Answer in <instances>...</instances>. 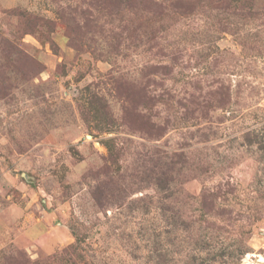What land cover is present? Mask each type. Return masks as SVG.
Instances as JSON below:
<instances>
[{"label": "rangeland", "instance_id": "374dc122", "mask_svg": "<svg viewBox=\"0 0 264 264\" xmlns=\"http://www.w3.org/2000/svg\"><path fill=\"white\" fill-rule=\"evenodd\" d=\"M0 264H264V0H0Z\"/></svg>", "mask_w": 264, "mask_h": 264}, {"label": "trees", "instance_id": "16d2710c", "mask_svg": "<svg viewBox=\"0 0 264 264\" xmlns=\"http://www.w3.org/2000/svg\"><path fill=\"white\" fill-rule=\"evenodd\" d=\"M145 10H149V7L146 6V7H145Z\"/></svg>", "mask_w": 264, "mask_h": 264}, {"label": "water", "instance_id": "95a60500", "mask_svg": "<svg viewBox=\"0 0 264 264\" xmlns=\"http://www.w3.org/2000/svg\"><path fill=\"white\" fill-rule=\"evenodd\" d=\"M262 260V259H261Z\"/></svg>", "mask_w": 264, "mask_h": 264}]
</instances>
